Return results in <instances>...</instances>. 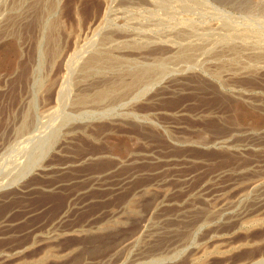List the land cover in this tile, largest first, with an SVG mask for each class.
<instances>
[{
  "label": "rangeland",
  "instance_id": "374dc122",
  "mask_svg": "<svg viewBox=\"0 0 264 264\" xmlns=\"http://www.w3.org/2000/svg\"><path fill=\"white\" fill-rule=\"evenodd\" d=\"M65 1L62 46L72 49L101 2L84 1L79 27L74 0ZM129 1L115 0L112 23L98 36L80 35L66 87L50 107L41 96L33 104L21 98L37 59L32 45L17 73L8 69L15 45L1 48L0 251L27 245L26 256L59 257L42 264H186L200 246L212 253L222 244L208 234L244 235L236 216L263 195H239L238 176L260 171L264 194V0ZM143 45L145 56L132 54ZM174 208L184 214L169 211V225L163 213ZM191 208L207 215L186 224L171 254L150 252L149 235L177 231L174 220Z\"/></svg>",
  "mask_w": 264,
  "mask_h": 264
},
{
  "label": "bare ground",
  "instance_id": "6f19581e",
  "mask_svg": "<svg viewBox=\"0 0 264 264\" xmlns=\"http://www.w3.org/2000/svg\"><path fill=\"white\" fill-rule=\"evenodd\" d=\"M84 1L85 0H74V2L72 4L73 5V16H74L76 22L79 24V27H80V25L83 24V23H81V21L82 20L84 21V19H85V18H83L84 17V15H83L84 14L83 13ZM65 2H66L65 0H0V50H2L1 48H3L6 44L13 43L15 45V49H14L15 53H13L14 51L12 52L14 56L12 55L13 59L11 61L9 60L10 61L9 66L7 65L9 67L8 69L11 70L13 73H17L18 71H20V69H21L20 61L24 56V48H25L26 44L27 45L31 44L32 47L35 49L36 53L38 54V56H37V54L35 53L36 56L34 58L36 59V57H37V59H36L35 63L32 65L33 66L32 70L30 69L31 70V73L29 72L30 76L27 75L28 76L27 79L23 80L25 83V89L21 93V98H22L23 102L28 101L27 103L33 104V103H35L34 101H36V98L38 96H41L42 99L44 100L43 101L44 107L49 106L52 103H54V101L59 97L61 89H62L64 83L66 82L68 67H69L71 61L73 60L76 53H79L78 49L80 47H82V46H80L81 40H83L84 38L89 39L90 37H92L90 35L97 34V36H98V32L102 28V26L108 25L111 22V21L110 22L108 21V20H110L109 17H111V15H113L112 14L113 8L115 6H117V5L114 6L115 0H99V2H101V7L98 10H95L96 8L94 9L95 12L93 13L91 20L87 23V25L84 27V29H82V28H81L82 30L80 29L81 30L80 35L83 33L84 38L81 39L82 36L79 35L80 37L79 36H78V38L76 37L77 40L74 41V46L72 47V49H70V48L64 49V45L62 46V38L65 36V35L63 36V32H64V26L67 22V20H66L67 17H66V13H65V10H66L65 9L66 8ZM93 2H94V0H93ZM129 2H132V0ZM136 2H143V4H145V0H139V1L136 0ZM119 3H121V2H119ZM170 4H171V2H170ZM84 5H85V3H84ZM131 5H133V4H131ZM138 5H139V3H138ZM120 6H121V4H120ZM114 14H116V13H114ZM121 14H122V12H121ZM123 19H124V17H123ZM131 21H133V19ZM134 21H136V20H134ZM128 22H129V20L127 21L126 24H128ZM111 23H110V25H111ZM72 25H73V22H72ZM117 29L120 30V28H117ZM106 33H104V34H106ZM119 33H120V31H119ZM100 35H101V33H100ZM119 35L121 36V34H119ZM125 35H126V37L130 36L128 34H125ZM95 37H96V35H95ZM123 39H125V38H123ZM27 41H28V43H26ZM63 42H64V40H63ZM124 42H126V41H124ZM129 43L130 42H128V44ZM66 44L67 43H65V45ZM12 47H14V46H12ZM83 48H85V47H83ZM83 48H81V49H83ZM88 52H90V51H88ZM173 52H174V50H173ZM132 54L135 56L136 55H142V56L144 55L145 56V46L143 45V46H141L140 49L134 50V52ZM78 56H80V55H78ZM92 57H94V56H92ZM121 57H122V55H121ZM48 58L50 61H47V62H49V64H50V69H51L50 73L51 74H53L52 72H53V69L55 67V64L58 63L57 68H56V73L54 74L53 78H51L50 73L48 74V77H44V75H43V72H44L43 68L45 69V67H46L45 62ZM81 58H82L81 56H80V59L78 57L79 60H81ZM142 58H144V57H142ZM88 61L92 62V64L96 65L98 62V58L93 59V60H92V58H90V60L88 59ZM23 81L21 79L22 83H23ZM24 83H23V85H24ZM92 85H95V83ZM65 87H66V85H65ZM65 87H63V88H65ZM262 153H264V151ZM259 157L262 158L260 160L264 161L263 160L264 159L263 154L259 155ZM243 161H245L244 162L245 165L250 163L249 160H248L249 162H247L246 160H243ZM246 162H247V164H246ZM257 162H258V160H257ZM261 162L259 161L258 163L260 164ZM261 164H263V163H261ZM241 165H242V163H241ZM250 167H252V166H250ZM245 168H246V166H245ZM245 171H247V170L246 169L243 170L242 173ZM251 172H253V173H251ZM257 173H260V171ZM257 173L252 168L251 170L248 169V173H246L245 175L238 176V177H241V180L243 181V186L240 187L239 190L235 189V190L239 191L238 194L242 195V197H244V198H248V197H251L253 195L261 197V195H263V198L261 197V198L256 199L257 204L250 206L251 208H249L247 210V212L240 213L238 216H236L237 224L240 227V230L243 229L242 231H243L244 235H242L240 237L238 236L239 238H235L234 236L236 233H235L234 229H229L227 231V234H225L222 237H218L217 235L214 236V234H212L213 237H211V235H210L211 233L210 234L207 233L208 235L206 236V238H209L211 241L216 239V241H221L222 244L218 245L215 242L217 244L216 245L215 243L214 244L212 243L213 244L212 253L210 251H207V248L204 249L205 247L203 248L204 249L203 251H200L201 250V246H200L199 251L194 252L188 260L186 259L187 260L186 264H192L193 262H195L194 264H196V261H199L200 259L201 260L203 259V260L198 262V263L210 264L211 258H214V257H217L219 259V262L217 261L218 264H262L264 262V218L260 217V214H257V216H256L257 212L258 213L264 212V204H263L264 203V194H261L263 192H260V188L262 186L261 181L263 178L260 177L261 173H260V176ZM238 174H241V173H238ZM238 174H233V175L235 177H237ZM263 175H264V172H263ZM233 179H234V177H233ZM235 182H237V180ZM236 185L237 184L235 183V186ZM241 185H242V183H241ZM128 199H130V198H128ZM127 201H125V202L127 203ZM128 202H130V200ZM132 202H130V204ZM226 208L227 207H224L223 209L225 210ZM71 209H73V208L71 207V203H69L67 208L64 211H62V213L59 215L58 222L61 223L64 220H66ZM184 209H185V207H184ZM179 210H180V208H178V209L174 208L172 210H164V213H163L164 219L166 217H168L166 219L165 223H169V225H170L172 223V219L170 217H173V216L179 217L180 213H182ZM205 210H206V208L202 209L201 212L200 211L197 212L195 209V211H196L195 212L194 208H191L190 215H188V217H186V215H185L183 220L181 218V220H182L181 222H179L180 219L178 220V218L175 217L176 220H174V221H175V224H177L176 226L178 227L177 231H175V232L169 231L167 233L165 231V233H163V235L160 236L158 239H155V237L150 238L151 235H149V239L148 238H147L148 240L145 239L147 241V244H146L147 249L150 250V252H153V250L155 248H157L158 252H156V253L159 256L164 255L165 253L166 254L169 253L170 250H172V249H170V247L175 246V245H173L174 239L176 237H180L179 235L181 232H183L185 230V228L188 225L187 223L191 224L193 219H197V221H198L199 219L206 216L207 213H205V214L202 213V212H205ZM169 211L171 212V214L173 216L168 214ZM172 212H176V214L175 213L173 214ZM153 213H154V211H153ZM155 214L159 215L160 212L159 213L155 212ZM182 214H184V213H182ZM199 214H202L204 216L200 215V217H199ZM254 214L257 218L254 217ZM155 217H156V215H155ZM159 220H161V219H159ZM229 220H231V219H229ZM165 223L163 222V224H165ZM150 224H151V222L149 223V221L146 223L145 233H151V227L152 226ZM196 224H198V223H196ZM156 227H157V225H156ZM164 227H166V226H164ZM177 227H175V228H177ZM159 228L161 229V227H159ZM159 228L157 229L158 231H159ZM166 228L170 229L171 227L170 228L166 227ZM254 229L260 230L261 234L260 235H251V232ZM164 230H166V229H164ZM158 231H155V232H158ZM153 235H157V234L155 233ZM46 243H47V241H46ZM208 243H209V241H208ZM219 244H220V242H219ZM26 246L20 245L18 247H16V246L10 247L8 250H4V249H3L4 251L1 250L0 251V264H42L47 260L48 257H50V258L56 257V259L59 258L58 256H55L54 254H49L48 252H51L49 250H47V252L45 251L44 253H41L42 255H39V256H31V257L26 256V254H27L26 250L28 248V247L26 248ZM29 249H30V247H29ZM74 251L76 252L75 248L71 249L69 251V254L74 253ZM245 251H248V253H245ZM240 252L245 253V255L239 256L238 254ZM146 253H147V251H146ZM150 254H154V253H150ZM170 254H171V252H170ZM87 255H85V256H87ZM237 255L239 257H237ZM147 256L151 257L149 255H147ZM158 258H161V257H158ZM153 259H155V258L153 257ZM213 261H215V260H213ZM211 264H212V262H211Z\"/></svg>",
  "mask_w": 264,
  "mask_h": 264
}]
</instances>
